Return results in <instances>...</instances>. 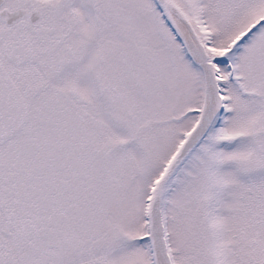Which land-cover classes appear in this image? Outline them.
Instances as JSON below:
<instances>
[{
	"label": "snow or ice",
	"instance_id": "obj_1",
	"mask_svg": "<svg viewBox=\"0 0 264 264\" xmlns=\"http://www.w3.org/2000/svg\"><path fill=\"white\" fill-rule=\"evenodd\" d=\"M0 264H264V0H0Z\"/></svg>",
	"mask_w": 264,
	"mask_h": 264
}]
</instances>
